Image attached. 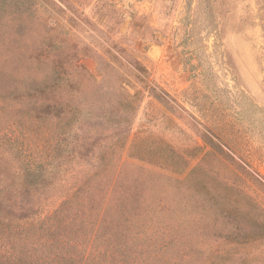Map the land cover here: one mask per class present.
<instances>
[{"label":"rangeland","instance_id":"rangeland-1","mask_svg":"<svg viewBox=\"0 0 264 264\" xmlns=\"http://www.w3.org/2000/svg\"><path fill=\"white\" fill-rule=\"evenodd\" d=\"M21 1L28 5L27 22L38 23L46 40L43 53L51 52L71 81L41 98L4 104L31 111L41 103H63L86 117L75 129L79 144L72 138L65 151L66 180L57 184L54 173L44 190L37 177L25 179L24 173L28 162L46 155L54 158L49 171H58L54 149L42 140H24L20 125L1 135L3 185L12 189L24 179L34 184L17 197L7 191L25 206L8 210L39 215L99 165L105 144L137 134L163 140L188 157L212 139L262 182L246 177L264 205V0ZM130 99L134 108H125ZM59 119L47 121L53 146ZM115 120H121L119 127ZM231 250L230 264H264L263 240Z\"/></svg>","mask_w":264,"mask_h":264},{"label":"trees","instance_id":"trees-1","mask_svg":"<svg viewBox=\"0 0 264 264\" xmlns=\"http://www.w3.org/2000/svg\"><path fill=\"white\" fill-rule=\"evenodd\" d=\"M28 11L25 1L0 0V137L20 125L24 140L54 149L58 171H49L54 158L46 155L28 162L23 176L37 177L44 190L54 173L57 184L66 180L65 151L70 139L79 144L75 129L86 116L63 103L31 111L4 104L41 98L71 81L51 52L43 53L46 40L38 23L27 22ZM124 107L134 108L132 99ZM55 118L61 124L53 146L47 121ZM209 142L188 157L150 135L116 137L101 148L99 165L39 215L8 210L25 206L5 194L30 193L34 184L24 179L8 189L0 177V264H230L233 245L264 241V205L246 177L262 182Z\"/></svg>","mask_w":264,"mask_h":264}]
</instances>
